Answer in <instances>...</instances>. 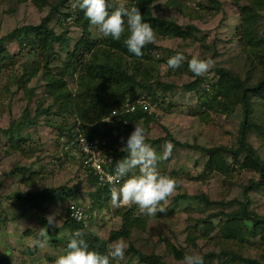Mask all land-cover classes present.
I'll return each mask as SVG.
<instances>
[{"label":"rangeland","instance_id":"1","mask_svg":"<svg viewBox=\"0 0 264 264\" xmlns=\"http://www.w3.org/2000/svg\"><path fill=\"white\" fill-rule=\"evenodd\" d=\"M61 2L0 0V37L15 28L40 23L52 5L60 4L61 14L73 13V18L66 19L64 15L57 14L49 26L55 33L64 34L69 39L66 47L59 42L54 43L50 67L62 73L64 86L74 91L84 69L79 66L73 70L75 64L67 61L68 54L83 38L84 41L99 42L104 37L90 22L88 33L84 31L83 24L77 21L80 12L85 13L76 6L78 0H67L65 5ZM110 3L113 9L121 4L128 8L133 6L132 0H110ZM151 7L155 16L175 22L185 32L177 37L155 31V42L149 45L157 48L148 49L147 44L144 49V54L157 65V79L175 87L165 90L151 82L149 86L139 87L127 95L115 106L122 105L128 96L145 94L151 97L155 107L154 112L147 116L128 120L123 129L119 128L118 121L108 120L116 108L114 104L110 109L99 108L94 106L92 99L82 101L80 109L84 117L76 128L73 123L75 117L70 112L73 106L67 113L55 112L56 109L60 111L55 105L49 114H36V107L46 109L54 102L43 79V54L39 51L31 53L32 56L26 52L19 54L20 39L12 40L10 48L15 62L0 73V264H54L66 250L70 233L67 221L72 206H82L87 210L88 218L78 230L83 237L106 241L107 249L109 244L125 245L124 259L112 261V264H149L140 260L134 248L145 254L162 255L169 264H185L186 254L202 255L205 264H264V223L256 225L239 213L241 204L247 199L248 209L264 218V186L254 184L259 173L249 166H242L245 154L239 155L238 162L234 160L235 155H223L221 162H227V167L222 169L218 167V160L209 165L210 154L200 149L223 145L238 148L240 145L237 139L245 110L241 104L232 107L223 101L222 90L226 85L222 83L224 76L217 70L224 67L250 82H255L263 74L264 67L253 63L255 55L246 47L247 42L250 43L248 34L254 41L259 33L264 42V7L258 6L255 0H153ZM256 12L254 22L258 18V24L253 23L246 28V21L252 20ZM25 34L35 36L32 30ZM21 47L24 49L23 44ZM27 48L32 50L29 45ZM177 52L184 54L185 61L178 69H168L167 60ZM193 56H211L215 66L196 77L188 65ZM87 58L89 55L86 53L85 60ZM140 59L124 56L119 62L128 72L149 67L148 60ZM64 66L69 68L67 72ZM24 72L26 79L22 80L23 84L34 90L30 98H27L22 83H16ZM196 79H201V82L192 88L191 83ZM8 88L15 90L13 95L7 94ZM59 88L62 90V82ZM251 103L253 109L249 120L264 126V99L253 96ZM103 115L106 116L102 118ZM33 118L30 124L19 127L23 120ZM101 120L117 125L114 135L108 136L109 141L106 140L108 137L99 140L110 142L116 162L127 155L121 149L135 126L145 129L146 142L162 157L158 162L159 172L177 182L176 191L161 202L167 208L165 213L149 216L141 213L135 204H117L112 198L105 199L99 193L97 183L92 182L89 170L73 157L70 141L79 135L77 128L82 129L87 123L85 130L97 133L96 126ZM19 129L22 138H17L20 139V144H17L12 137ZM247 138V142L264 159V137L260 131L248 132ZM173 139L189 143L192 147H182ZM169 144L172 145L170 154ZM61 153H65V161L60 165L55 162L60 160ZM18 167L26 170L14 174L12 171ZM133 171L139 174V169ZM47 187L65 188V196L48 200L40 214L34 209L26 210L14 205L16 194L37 192ZM49 215H55L59 226L48 225ZM124 223L130 226L128 236L111 235L112 231H120ZM44 228L48 230L47 240L41 247L38 240L43 239L39 234ZM225 228H231V232ZM168 243L183 249V258L170 255ZM240 258L250 262H243Z\"/></svg>","mask_w":264,"mask_h":264},{"label":"trees","instance_id":"2","mask_svg":"<svg viewBox=\"0 0 264 264\" xmlns=\"http://www.w3.org/2000/svg\"><path fill=\"white\" fill-rule=\"evenodd\" d=\"M27 1V0H26ZM153 0H132L133 6H137L141 12V15L143 19L147 22H149L155 31L158 33H161L165 36L167 35H174L177 37L183 36L185 34L183 28L176 24L175 22L170 21L166 18H161L159 16H155L152 11V4ZM217 2V0H214V2ZM257 5L261 8L264 7V0H255ZM67 0H62L61 4L65 5ZM60 4L59 5H52L48 14L45 15L40 23L35 25H24L23 27L15 28L14 30L10 31L9 33L3 35L0 37V73L3 71L4 68H7L8 66H13L14 64V53L10 48V44L13 39L19 38V54L20 52H26V54H29L32 56L31 53H37V51L41 52L43 54V79L47 84V89L49 90L50 94L53 96L54 102L52 106H49L48 108L39 109L36 107V114H45L50 113L52 108L56 107L55 105H58V111L56 109L55 112L60 113H67L69 109L73 106V109L71 114L75 117L74 125L75 128L77 127L78 122H82V118L84 117L83 111L80 109L82 104V101L85 99H92V102L94 106L96 107H103L107 109H110V107L117 105L121 103L124 98L127 95H130L135 92L137 88L141 87H147L150 85L151 82H155L158 86L162 87L165 90L172 89L175 86L173 84H166L161 83L157 79V65L156 63L152 62L151 58L148 55L144 54V47L142 49L143 55L136 58L142 60H148L149 67H143L141 71H132L128 72L126 69L121 67V61L124 56H135L134 54L128 52L125 44L124 39L126 38V35H123L121 40L116 41L112 40L111 38H104L101 41H84V38L82 41L79 42L78 45L74 48L73 51H71L67 56V61L73 62L75 66L73 67V70L78 69L79 66H82L84 69V72L79 77L77 90L74 89L70 90L69 88L65 87V81L63 79L64 75L62 73H57L55 70H57L55 67H50V63L52 62L51 58L54 54V43L59 42L64 47H66L69 44V39L65 38L64 34H57L55 33L54 29L49 26V23L53 19V17H56L57 14L64 15L66 18H73V13H60ZM256 13L252 15V20L246 21L248 23L247 27H250L253 23H257L259 21L254 22L256 18ZM259 16V14H258ZM260 18L262 15L259 16ZM78 22L83 24V29L85 32L88 33V18L85 16V13H81L78 15ZM65 19H62L63 21ZM191 27V26H190ZM245 28V29H246ZM32 30L35 34L34 37L26 35V31ZM24 35L21 37L20 35ZM20 34V35H19ZM255 34L257 36V33L255 31ZM253 36L248 34V41L247 47L253 51V55H255L253 63L257 67H264V42L262 40V37L259 35L257 36V39L254 41L252 40ZM22 44L24 45V49H22ZM21 45V46H20ZM30 46V48H27V46ZM9 46V47H8ZM244 46V45H243ZM245 47V46H244ZM157 48L154 45L148 44V49ZM147 49V50H148ZM86 53L89 55V58L85 60ZM77 65V66H76ZM259 69V68H258ZM264 70V68H262ZM69 68L67 69V66H64V71L67 72ZM63 71V72H64ZM64 72V73H65ZM217 72L224 76L222 83H224L226 86L223 88V96L222 99L227 104L231 105L232 107H235L239 104H241L245 110L244 113V120L242 122V129L238 136V141L240 142V145L238 148H232L228 147L227 145L219 146V147H201L200 145H193V147H201L203 151H206L210 154V161L209 165L214 161L218 160V167L225 169L227 167V162L224 163L221 162L223 160V155L231 154L235 155V161L238 162V157L240 154H245V158L243 160V167H248L255 169L259 173V179L254 181V184L256 185H263L264 186V159L257 154V150L247 142V134L250 131L259 130L261 133V136L264 137V126H258L256 123H252L249 120V115L252 112V97L256 96L258 98L264 99V71L263 74L258 78L255 82H250L249 80L242 79L239 76H236L234 72L229 71V69H226L224 67L218 68ZM26 72H24V75H21L16 83L19 82L22 83L24 91L27 92V98H30L33 96V89L27 88L26 83L23 84L22 80L25 78ZM139 75V77H138ZM63 83V88L60 90L59 83ZM201 82V79H196L191 83L192 88H196ZM9 89V88H8ZM57 90V91H55ZM63 91V93H62ZM6 92L8 95H13L15 90L12 91V89L7 90ZM62 93L61 96H59ZM113 99H112V98ZM61 100V101H59ZM41 105V104H40ZM116 107V106H115ZM26 111V110H25ZM97 112V111H96ZM25 112V117H26ZM58 114V113H56ZM147 116V113H143L141 111L133 112V113H124L120 114L119 116L115 117V120L113 122H116L118 118L121 117V121L118 123L119 128H124L127 124L128 120H130L133 117L137 116ZM106 116V115H105ZM103 115L102 118L105 117ZM26 119V118H25ZM150 119V118H149ZM24 122H20L21 125L19 127L23 126L25 123L30 124V122L34 121L31 119H27ZM99 124L96 126L98 127V132L95 133L93 130L88 131L85 130V128L88 126L87 123L85 127H79L77 128L79 131V134L85 135L88 139L91 140H103L106 139L108 136H112L115 133V128L117 125H113V123H107L103 122L102 120L98 122ZM168 134V133H167ZM17 138H22L21 131H16V135L12 137V141L15 139V143L17 141V144H20V139L17 140ZM110 137H108L106 140H108ZM109 141V140H108ZM107 142V145L110 147L109 143ZM174 142L179 144L182 147L189 146L192 147L189 143H183L180 141H177L173 139ZM102 142V141H100ZM115 151V150H114ZM114 153V157H115ZM233 159V158H232ZM116 160V159H115ZM65 160L61 159L57 164H62ZM221 163V164H220ZM226 165V166H225ZM225 166V167H224ZM25 167H18L16 170L12 171L14 174L18 172L25 171ZM92 174V173H91ZM93 178L91 179L92 182L97 183L99 193L104 196V198L111 199V188L109 186H103L99 184L97 177H95L92 174ZM64 192L65 188L62 187H47L42 189L41 191L33 192H20L15 195L14 198V205L17 208H24L26 210L34 209L37 213H41L45 203L50 199H62L64 198ZM101 196V197H102ZM248 202L247 199L245 202L241 204V208L239 209V213L246 217L249 221H252L258 225L259 223H264V218L261 219L257 216V212L251 211L247 207ZM71 213V209H70ZM70 215V214H69ZM84 221H77L73 217H70V219L67 221V225L70 228V233H74L78 230H80L83 227ZM129 225L127 223H124L120 231H112L111 235H114V237H117L120 234H123L125 236L129 235ZM228 227V226H226ZM225 231L231 232V228H225ZM69 233V234H70ZM68 234V236H69ZM67 236V237H68ZM86 239V241L89 243L90 250H95L101 253L106 254L107 252V242L106 241H100L99 239H95L93 237L87 236L83 237ZM93 240H92V239ZM91 239V240H90ZM169 246L168 251L169 254L171 253L175 258L181 259L183 258V249H178L176 245L172 243H168ZM101 245V246H100ZM133 248V247H132ZM185 250V249H184ZM134 252L139 256L140 260H142L145 263L149 264H169L162 255L151 253V254H145L142 251L135 249ZM170 254V255H171ZM211 256H214L213 254ZM1 257V256H0ZM243 262H250L247 261V259H242ZM255 262V261H252ZM205 264V261H204Z\"/></svg>","mask_w":264,"mask_h":264},{"label":"clouds","instance_id":"3","mask_svg":"<svg viewBox=\"0 0 264 264\" xmlns=\"http://www.w3.org/2000/svg\"><path fill=\"white\" fill-rule=\"evenodd\" d=\"M76 6L85 12L90 24L97 26L104 38L119 41L127 33L124 44L128 52L137 57L143 55L142 49L147 44L155 42L156 32L153 26L143 19L137 6L128 8L121 4L113 9L110 0H78ZM184 61V54L177 52L167 60V68L178 69ZM188 65L191 72L196 77H200L215 66V61L211 56L207 58L193 56ZM171 149L172 145L169 144V154ZM121 151L126 152L127 155L116 162L114 174L107 176L109 181L124 180L118 189L114 188L111 192L113 203L135 204L141 213L149 216H156L158 212L165 213L167 208L161 202L166 201L176 191L177 182L174 178L159 172L158 162L162 157L146 142L145 129L136 125ZM63 152L66 151L63 150ZM64 156L65 153H61L59 159H65ZM79 162L91 174L88 166L83 161ZM135 169H139V174L133 171ZM70 217H72L71 214ZM73 217L77 221L82 219L79 212H74ZM47 220L48 225L59 226L55 215H49ZM47 233V228L40 232L39 235L43 239L38 240L39 246L43 247L47 240ZM125 251L123 243L109 244L106 254L90 250L89 243L83 238V233L76 231L69 234L65 253L59 255L54 264H112V261L124 259ZM184 261L185 264H204V257L186 254Z\"/></svg>","mask_w":264,"mask_h":264},{"label":"built area","instance_id":"4","mask_svg":"<svg viewBox=\"0 0 264 264\" xmlns=\"http://www.w3.org/2000/svg\"><path fill=\"white\" fill-rule=\"evenodd\" d=\"M155 104L149 96L136 95L128 97L126 101L119 107L114 108L112 114L108 117V120L114 121L115 117L124 113H133L137 111L152 113ZM121 121V117L117 119ZM70 146L73 150V155L78 161H83L86 166L91 170V173L97 177L99 184L103 186H109L111 190L118 189L124 182L121 180H107L108 175L114 174V168L116 160L114 157V150L107 145L106 141H98L88 139L85 135L79 134L75 139L70 141ZM126 179V178H124ZM74 212H79L82 219L79 221H85L88 218L87 210L84 207H71V216ZM74 218V217H73Z\"/></svg>","mask_w":264,"mask_h":264}]
</instances>
